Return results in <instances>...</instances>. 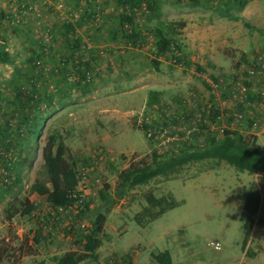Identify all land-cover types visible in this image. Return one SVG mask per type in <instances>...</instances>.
<instances>
[{
	"label": "rangeland",
	"instance_id": "rangeland-1",
	"mask_svg": "<svg viewBox=\"0 0 264 264\" xmlns=\"http://www.w3.org/2000/svg\"><path fill=\"white\" fill-rule=\"evenodd\" d=\"M152 2L154 9L148 8ZM222 8L239 18L229 19ZM131 14L132 25L124 18ZM73 22L71 31L67 24ZM131 26L137 35H128ZM157 27L173 36L179 48L157 54ZM0 52L8 53V61H0V150L6 143L3 134L17 123L10 113L17 92L49 94L55 101L36 109L45 121L30 142L31 163L11 159L6 181L2 173L9 169L0 158V264H54L52 256L82 250L91 211L78 219L75 208L60 213L44 196L28 193L41 177L44 134H62L76 162V191L89 208L97 202L98 189L108 183L112 191L117 172L134 161L150 162L153 153L165 156L170 146L176 152L185 144L204 146L209 127L168 143L150 139L147 132L157 124H178V116L189 121L197 107L209 112L215 107V116L224 114V124L230 122L227 116L242 104L231 102L229 93L239 83L248 82L251 90L257 73L249 76L248 70L264 52V0H248L242 7L226 0H141L136 7L121 0H0ZM217 78L224 82L213 87L219 97L214 100L208 81ZM255 135L264 147V132ZM1 181L12 188L6 190ZM251 183L259 190L260 204L242 247L240 214ZM148 192H170L178 205L140 226L133 215L146 205ZM26 194L33 213L7 218V203ZM103 230L107 235L96 258L79 264H112L114 257L125 264L121 256L128 252L136 259L132 264H157L150 253L159 250L169 251L171 264H264V173L249 174L207 159L185 164L178 174L158 176L117 200Z\"/></svg>",
	"mask_w": 264,
	"mask_h": 264
},
{
	"label": "trees",
	"instance_id": "trees-1",
	"mask_svg": "<svg viewBox=\"0 0 264 264\" xmlns=\"http://www.w3.org/2000/svg\"><path fill=\"white\" fill-rule=\"evenodd\" d=\"M248 0H226L227 3H234L238 7H242ZM125 4H130L132 7L139 6L141 0H121ZM192 4H198L199 0H189ZM154 3H148V8L154 9ZM90 11L92 8L90 7ZM223 14L231 20H237L239 17L230 13L225 8H222ZM83 18H88L82 15ZM126 22L132 25V14L124 17ZM249 28H255L249 22H244ZM75 22L68 23L67 27L73 31ZM124 22H121V28L124 26ZM184 26V22L181 23ZM67 30V28L65 29ZM261 31L260 29H257ZM155 48L157 54H163L172 46L179 48L177 40L164 33V31L157 27ZM128 35H137L134 28L131 26ZM8 53L0 52V61H8ZM84 73H81V79H83ZM85 77V76H84ZM77 83H79L77 81ZM249 86V83L247 82ZM70 87V86H69ZM156 95V92H153ZM18 101L13 102V108L10 109L12 117L17 121L12 132L3 134V138L6 143L4 148L0 150V158L5 157V167L9 169V174L4 170L2 176L7 180H10L12 162L11 159L17 164H24L29 162L30 158H27L29 153L30 142L36 139L41 131L42 124L45 121L44 115H39L36 109H39L42 103L55 104L53 96L46 94L41 95L33 91H19L17 92ZM54 95V94H53ZM264 96V90L261 92V96ZM250 89L247 93V100L252 98L257 102L260 97H256ZM255 98V99H254ZM253 102V101H252ZM250 109H246L238 106L237 111L243 113L244 117L241 119L242 129L246 127V124L252 123L254 120H258L261 125L264 123V109L256 108L255 103ZM53 107V106H52ZM56 108V107H54ZM210 113V114H207ZM217 110L214 107L211 112L202 111L201 121L199 125L203 130V126L206 128L208 121H213L211 117H215ZM16 114V115H15ZM194 115H192V118ZM227 119L233 121L234 116L231 114L227 116ZM24 125V127H23ZM43 145L41 147L42 162L39 168L40 178H35L34 181L28 187V193L44 196L49 205L56 208L61 206L64 208H75L74 214L76 218L80 219L81 216L91 213L89 220L90 230L85 234V243L82 250L70 249L64 251L61 254L52 256L54 264H79L85 259L96 258V250L102 243V238L107 234L103 230L104 223L107 219V215L113 208L117 200L124 197L130 190L137 186L146 185L152 179L158 176H171L179 173V169L188 163L197 162L201 160H214L216 162L224 161L230 166H233L238 171H246L249 174L264 173V147L257 142V136L252 134H246L239 130H229L225 128V131L220 135L216 132L210 131L207 136V144L204 146H195L185 144V146L178 152H172L165 156H157V154H150L152 158L150 162L134 161L129 166L120 169L117 172V179L114 187L111 189L110 184L104 183L97 191V202L93 208H89L88 203L84 201L81 194L76 191V182L78 179V173L76 171V162L67 153L68 148L63 141L62 134L58 131H49L42 137ZM7 152L8 155L3 153ZM7 174V175H6ZM6 181H1L6 185V190L12 188V184H6ZM146 205L142 210L136 212L133 217L136 223L140 226L149 224L152 220L160 216L167 209L173 208L178 205L170 192L163 195L154 196L148 192L144 195ZM260 204V193L256 184L251 183L246 191L245 199L243 202L242 212L240 219L243 223L245 235L242 243V247L245 245L246 240L251 232L254 219L252 215L257 211ZM90 210V211H89ZM34 211V204L29 199V196H14L5 206L4 213L7 218H11L16 214L29 215ZM73 214V215H74ZM73 230V228H71ZM70 229V230H71ZM79 241V240H76ZM130 252L121 256L122 261L125 264H132V257ZM151 259L157 264H171V255L168 250L151 251ZM113 258V257H112ZM111 258V260H112ZM120 260L114 257L112 264H120Z\"/></svg>",
	"mask_w": 264,
	"mask_h": 264
},
{
	"label": "built area",
	"instance_id": "built-area-1",
	"mask_svg": "<svg viewBox=\"0 0 264 264\" xmlns=\"http://www.w3.org/2000/svg\"><path fill=\"white\" fill-rule=\"evenodd\" d=\"M248 73H249V76H252L257 73L256 76H261L264 78V52H261L256 56L255 66L251 70H248ZM223 82L224 80L222 78H219V79L217 78L210 83L208 81V85L212 87V93H209V94L213 97L214 100H217V98L219 99V97L214 93L213 87L216 89L219 87H222L221 85ZM248 90H249V86L247 84L239 83L236 89L230 91L229 93L230 101L231 102L239 101V103H244L245 100H247L246 97H247ZM193 109H194V112L192 113V115H194V117L191 118V120L188 121L182 118L181 116L180 117L178 116L179 123L176 125H158L157 124L156 126H154L153 130H149L147 132V137H149L152 140H155V139L161 140L162 143L164 142L168 143L174 140L188 139L195 132H205L206 130L204 129L202 130L199 127L200 126L199 123L201 121L202 111L209 112V108L206 111L203 110L204 108L200 109L199 107L193 108ZM232 115L234 116L233 122L235 123V125H240L241 119H243L244 117L243 113L240 111H235ZM219 119H221V122H222L221 126H218ZM224 120H225V115L223 114L219 118L216 117L214 121H208L206 128L209 127L210 131L216 132L218 135L219 134L221 135L225 131V128L229 130L235 129L232 127L233 124H230L231 121L229 123L226 122V124H224L225 123ZM258 120H254L252 123L246 124V127H247L246 134L248 133V134L255 135L257 134L259 130H261L263 133L264 123L260 125ZM235 130L242 131V128L236 127ZM172 152L173 153L176 152L173 146L165 148V153H166L165 155L171 154ZM57 211L60 213L67 212L68 209L59 206L57 207ZM210 244L216 248H220V245L218 242H214V243L210 242Z\"/></svg>",
	"mask_w": 264,
	"mask_h": 264
},
{
	"label": "crops",
	"instance_id": "crops-1",
	"mask_svg": "<svg viewBox=\"0 0 264 264\" xmlns=\"http://www.w3.org/2000/svg\"><path fill=\"white\" fill-rule=\"evenodd\" d=\"M211 47H210V51H211ZM252 82H251V85H252V88H251V91H253V93H255V96L256 97H260L261 96V92L263 91L262 90V88H261V86L262 85H264V78L263 77H261V76H258V77H256L255 76V79L253 78V80H251ZM260 83V85H258ZM259 89V90H258ZM151 92V94L153 95L154 93H153V91H150ZM255 97V98H256ZM254 98V99H255ZM250 100L252 99V98H249ZM250 100H245V102L244 103H240V104H242V106L241 107H243V108H245V106L247 107V108H251V106L250 105H252L251 103H253V102H257L256 100H252V101H250ZM255 107L256 108H263L264 109V98L263 97H260V100L257 102V103H255ZM242 128V127H241ZM246 128L247 127H245L244 128V130L242 129V131L241 132H244V133H246ZM259 132H260V130H259ZM263 132H264V129H263ZM72 249H74V248H72ZM98 249V248H97ZM135 256V255H134ZM131 257H132V262L134 263V262H136V259L135 258H133V254H131Z\"/></svg>",
	"mask_w": 264,
	"mask_h": 264
}]
</instances>
